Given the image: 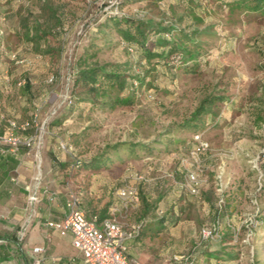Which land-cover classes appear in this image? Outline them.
<instances>
[{
  "label": "rangeland",
  "instance_id": "rangeland-1",
  "mask_svg": "<svg viewBox=\"0 0 264 264\" xmlns=\"http://www.w3.org/2000/svg\"><path fill=\"white\" fill-rule=\"evenodd\" d=\"M27 1L49 25L58 19V30L54 31L57 39L50 35L49 53L43 52L44 47L42 51H32L34 57L6 56L0 64L4 63L8 73H0V82L10 83L12 93L19 87L17 81L25 79L29 83L27 93L19 96L25 99L22 100L25 115L32 113L30 116L37 114L43 118L40 148L48 136L49 142L58 147L60 142L66 144L68 150H60L69 162H74L89 160L103 151L106 144L155 142L177 150L181 156L191 147L187 141L193 130L181 127L183 121L204 97L222 95L223 100L213 107L219 115L216 119L205 115L202 126L209 149L202 156L204 168L200 178L204 185L200 194L191 195L194 201L190 210L183 213L180 226L149 239L145 264H167L164 257L173 262L174 255L193 253L194 249L199 250L197 264H264V199L255 198L261 178L260 158L264 160V123L258 118L264 114V11L249 13L212 0H133L122 4L118 10L131 17L200 30L197 34L200 54L196 60L180 64L175 57L148 62L139 52L130 53L121 43L117 26L105 20L108 4H102L101 0ZM45 3L55 12L51 14L48 9L37 12ZM12 4L18 3L0 2L5 10H11ZM96 27L98 34L93 36L91 32ZM167 49L156 46V50L165 53ZM96 61L121 65L120 71L129 82L121 95L125 100L131 99L130 103L114 109L91 105L79 99L83 95L78 94L75 86L77 99L68 104L75 72L84 62ZM138 75L143 76L142 83L136 79ZM169 159L178 162L177 157L166 155L133 163L128 180L143 170V162H152L156 168ZM176 166L179 172L183 170ZM75 170L69 165L59 171L74 190L81 188ZM151 170L148 181L141 182L139 187L176 174ZM182 173L185 174V169ZM84 176L87 179L88 175ZM183 180V176L179 178V184ZM230 182L234 184L232 189H228ZM180 189L186 191L184 187ZM219 199L229 202L225 208L221 202V211ZM218 222L215 236L198 246L200 230L212 228ZM221 249L235 254L236 259H220L228 257L223 253L218 257L209 255Z\"/></svg>",
  "mask_w": 264,
  "mask_h": 264
},
{
  "label": "trees",
  "instance_id": "trees-1",
  "mask_svg": "<svg viewBox=\"0 0 264 264\" xmlns=\"http://www.w3.org/2000/svg\"><path fill=\"white\" fill-rule=\"evenodd\" d=\"M131 1L133 0H123L119 8L122 7V4H126L127 2L129 3ZM139 1L143 2L144 0ZM212 1L220 2L221 4H223V7L229 6V8H234L249 13H258L264 11V0ZM0 2L5 3L9 1L0 0ZM13 2L18 3V5L26 4L24 7L19 6L20 8L17 12L19 29H15V33H17L19 39H21L22 42L25 43L26 47L31 49V51H42L41 49L45 47L46 49L43 50L44 53L51 52L52 49H47V44L50 41V35L54 36V39H57L55 37L56 35L54 34V31L58 30V19H55L54 25H49L45 20H42V18H40L39 14L35 13L36 11L32 9L33 6L32 4H30V2L28 3V1L26 2V0H13ZM43 5L44 6L41 7V9H39V11L37 12L42 11L44 13L45 11H47L46 9L50 10L51 14L55 12L53 10L54 8L49 6L48 3H45ZM1 9H3V6L0 5V10ZM105 20H107L108 23H113L115 26H117L118 32L122 37L121 43L130 53L134 54L136 52H139L140 55L144 57L148 62H151L155 58L164 60L166 58L171 59L175 57L178 63L182 64L184 62H187L189 59L196 60L198 55L200 54V41L197 39V34L201 33L200 30H186V28H179L175 24L165 26L162 23H155L151 20H140L125 13H108L106 14ZM98 30V27L94 28L91 32L92 35L94 36L98 34ZM4 33L5 32L3 30L0 31V37L2 38L0 40V62L3 60V57L6 54H8L9 58H11L14 54L17 58L21 59V56L18 55V52L8 50L10 48L7 46V43L4 42ZM156 46L168 47V49L166 50L167 52L165 53V50H156ZM40 55H36V57H39ZM84 60H86V58ZM120 67V64L111 62H84V66H81L74 74V87L72 88V94L69 95L68 104H73L77 99L73 91L75 86L79 89L78 94L83 95L82 98L79 99L91 103V105L99 106L101 108L107 107L109 109H114L116 106L130 103L132 101L131 99L125 100V96L121 95V93L129 85V82L127 81V76H125L120 71ZM262 67L264 68V65ZM136 79H138L139 82L142 83L143 76L138 75ZM13 89V87H8V89L5 88V86L3 88L0 87V98L2 96H11L12 98H14L18 97L19 95H24L30 89V85L28 82H25L23 86L15 88V90L17 89L15 93L11 92V90ZM223 98L224 97L222 95L218 94L207 95L190 113V116L186 118L181 124V127L183 128L193 129L191 139L187 141V144H191L189 150L195 146L194 137L196 134H203V138L206 139L204 135L205 132L202 130V126L205 123V115H211L214 119H216L219 114L216 115L213 107L218 104V100H223ZM262 112H264V110ZM32 116L27 119H31ZM203 116L204 118H202ZM258 118L260 121H262V123H264V114L258 115ZM8 119L15 118H6V126L8 123ZM5 128L2 130V132H0V134L5 131ZM154 143L155 142L144 143L120 141L112 144H106L103 151L92 156L89 160H77L74 162H69L65 158L64 160L58 162L60 165L58 168L59 171L68 168L70 165L72 169H76L75 172L77 173V175L79 174V185L81 186V188L76 190L81 191L79 192L81 198V208L83 209L87 217L92 218L93 216H96L98 223L108 217H111V208L115 202V191L117 188L123 186L126 182L129 181L128 177L132 174L129 173V171L133 163H137L139 161H151L157 156L167 155L177 157L180 167L183 168V170L185 169L181 161L183 158H188L189 151L179 156V153L176 152L177 150H171L170 148L168 149L167 145L161 147L155 145ZM152 144H154L156 148H154ZM259 168L261 170V178L260 185H258L255 192V198L256 200L260 199L261 201L262 199H264V160L262 158H260ZM121 172H124L126 174L124 176H116V173L118 174ZM137 173L144 174L146 178H149L147 171H145L144 169L140 170ZM84 175H88L87 179ZM174 179L175 178L167 177L161 183L160 187L156 189V199L151 200L150 198H148L151 200V202H149L150 210L155 208L157 198L164 195L166 191L174 186ZM232 185L234 184L230 182V188L228 189H232ZM140 192L141 201L143 199L145 200V202H147L146 196L142 194L141 187ZM226 200H222L224 202V208L226 203L228 202ZM219 209L220 207L218 208V210ZM219 211H221V209ZM230 211H232V209H230ZM261 211L262 208H260L259 212ZM226 217H229V215L226 214ZM162 219L163 218H159L157 219V221L161 222ZM141 220L140 231L134 239L141 237L142 235H147L146 233L155 236L158 235V230L150 232L151 229L148 228L147 223L143 219ZM219 223L220 222H218V224ZM146 230L149 231L147 232ZM132 240H130V242ZM220 240L222 241L221 238L219 239V241ZM204 241L205 240H200L198 246L203 245ZM198 253L199 250H193L192 264H197V258H199L197 255ZM221 253L228 255V257H219L220 259L229 261H234L236 259L235 254L224 252L223 249L209 253V255L218 257Z\"/></svg>",
  "mask_w": 264,
  "mask_h": 264
},
{
  "label": "crops",
  "instance_id": "crops-1",
  "mask_svg": "<svg viewBox=\"0 0 264 264\" xmlns=\"http://www.w3.org/2000/svg\"><path fill=\"white\" fill-rule=\"evenodd\" d=\"M10 7L11 10H5L4 7L0 10V31L5 32L4 42L10 48L8 50L18 52L19 56L34 57L35 54L15 33L18 28L19 5L12 4ZM6 56L8 54L4 55L3 60ZM3 65H0V73H8ZM9 76L12 77L10 73ZM6 85V82H0V87ZM22 100L25 99L21 96L0 98V132L6 127V118L23 121L32 114H24ZM42 119L38 117L39 122ZM31 131L28 130L27 133ZM48 138L47 136L39 151L26 147H20L16 152L0 151V264H33L36 256L42 258V264H85L82 253L73 246L70 235L62 236L57 230L46 226L47 221L62 222L68 212L66 202L69 193L81 192L70 188L69 181L61 178L58 162L67 156L56 144L50 143ZM153 164L143 162L141 165L147 173L153 168L157 172L173 171L176 173L174 178L178 180H174V186L157 198L155 208L150 210L149 202L156 199V189L164 180L141 184L142 194L146 196L147 202L142 199L137 210L124 211L116 198L113 205L119 208L116 217L126 226L140 223L143 219L151 229L150 232L158 230L159 235L164 230L181 225L183 213L190 210L194 196L187 190L180 189L183 187L179 184V178L184 177V173L182 170L179 172L176 166H179V162L172 163L169 159L156 165V168ZM125 174L121 172L116 176ZM35 177H38V181H35ZM33 190L37 192L38 201L29 204L28 197ZM138 212L141 214L137 215ZM159 218H163L161 222L157 221ZM146 234L129 242L128 256L137 259L140 264H145V258L149 257L146 253L150 249L149 239L156 237ZM35 246H42L44 253L35 255L32 251ZM163 259L164 263L174 264L171 259Z\"/></svg>",
  "mask_w": 264,
  "mask_h": 264
},
{
  "label": "built area",
  "instance_id": "built-area-1",
  "mask_svg": "<svg viewBox=\"0 0 264 264\" xmlns=\"http://www.w3.org/2000/svg\"><path fill=\"white\" fill-rule=\"evenodd\" d=\"M11 1V0H1ZM13 1V0H12ZM102 4H108L105 14H121L119 6L123 0H101ZM109 8V10H108ZM15 59L16 55H12ZM52 80V79H50ZM26 80L17 81V85H24ZM7 83V87L11 84ZM69 99V96L67 97ZM5 131L0 134V151L10 150L16 152L20 147H26L31 150L39 151L41 145L42 133L44 125L38 120V115L33 114L31 119L17 121L8 119ZM28 130H32L27 133ZM195 146L189 150L188 158L182 159V165L185 168L184 180L181 184L188 193L198 196L203 180L200 178V172L203 171V155L209 149V142L203 138V134H196L194 137ZM59 148L67 151L66 144L60 142ZM264 157V156H263ZM174 178V174L168 175ZM133 182L128 181L115 191V198L126 212L137 210L141 204V192L139 183L147 182L144 174L134 173L132 175ZM38 181V177H35ZM260 185V184H259ZM29 204L38 201L36 191H32L28 197ZM222 199H219V207L221 208ZM66 206L68 212L62 222L47 221L46 226L57 230L62 236L70 235L73 246L79 250L84 258L85 264H140L137 259H131L128 256L129 242L134 239L141 228V223L126 226L116 217L119 211L116 205L111 208V217L97 222L96 216L87 217L81 208V198L78 191L69 193ZM219 227L217 223L212 228H203L200 231L201 240L213 238L216 229ZM23 234L21 235L22 238ZM35 255L44 253L42 246L33 248ZM192 252L182 255H174L172 257L174 264H192ZM42 258L36 256L33 264H42Z\"/></svg>",
  "mask_w": 264,
  "mask_h": 264
}]
</instances>
